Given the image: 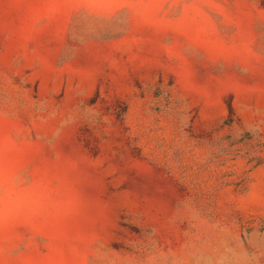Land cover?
Segmentation results:
<instances>
[{
    "label": "rangeland",
    "instance_id": "374dc122",
    "mask_svg": "<svg viewBox=\"0 0 264 264\" xmlns=\"http://www.w3.org/2000/svg\"><path fill=\"white\" fill-rule=\"evenodd\" d=\"M0 264H264V0H0Z\"/></svg>",
    "mask_w": 264,
    "mask_h": 264
}]
</instances>
